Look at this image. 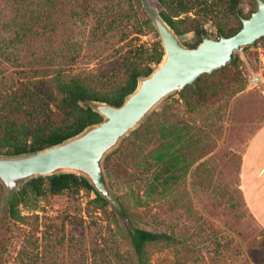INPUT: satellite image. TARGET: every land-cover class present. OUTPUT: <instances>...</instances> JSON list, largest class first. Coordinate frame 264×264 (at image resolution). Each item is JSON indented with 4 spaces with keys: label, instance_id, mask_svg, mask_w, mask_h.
Masks as SVG:
<instances>
[{
    "label": "trees",
    "instance_id": "trees-1",
    "mask_svg": "<svg viewBox=\"0 0 264 264\" xmlns=\"http://www.w3.org/2000/svg\"><path fill=\"white\" fill-rule=\"evenodd\" d=\"M156 1L161 7L160 16L177 35L195 33L197 41L192 47L208 34L206 24L211 23L219 35L231 37L242 28V18H250L258 9L257 0H252L257 9L247 15L240 7L242 0ZM141 10L142 0H0V156L37 153L81 134L103 121L91 107L92 102L120 107L136 90L140 78L153 73L164 57V49L153 21L143 19ZM80 26L88 28L91 61L100 59V63L74 74L73 69L82 58V45L74 43ZM150 35L154 37L151 42L140 43L141 37ZM239 61L237 56L230 66L203 75L195 88L188 86L179 92L183 115L207 120L211 128L221 121L230 100L248 86ZM169 120L147 123L116 152L118 162L125 164V150H130L135 162L130 177L120 181L118 169L110 168L108 157L107 175L113 188L120 181L132 189L144 169L158 181L160 172H166L169 166L187 169L192 165L187 163L185 150L195 139L188 122L185 118L182 122ZM146 136L153 147L148 151L144 146ZM200 166L195 177L198 186L204 187L210 174L202 172ZM170 179L173 177L163 176V183ZM81 191L95 194V209L113 219L120 242L127 241L132 249L123 250L119 240L104 238L96 243L90 256H82L83 264H150L149 248L179 243L167 232L133 226L123 202L121 211L86 178L61 173L28 180L9 200V216L30 229L18 263L56 261V253L54 257V252H46L49 242L58 247L63 241L57 226L50 227L53 235L46 223L32 224V216L24 215L23 210L32 209L48 196H76ZM240 194L244 200L242 191ZM227 202L234 207L231 201ZM41 224L45 230H40Z\"/></svg>",
    "mask_w": 264,
    "mask_h": 264
},
{
    "label": "rangeland",
    "instance_id": "rangeland-1",
    "mask_svg": "<svg viewBox=\"0 0 264 264\" xmlns=\"http://www.w3.org/2000/svg\"><path fill=\"white\" fill-rule=\"evenodd\" d=\"M142 2L141 17L153 21V13L161 11L160 5L156 0ZM240 7L246 15L257 9L252 0H242ZM194 13L196 10L191 14ZM204 29L208 33L206 35L215 38L220 36L211 23L206 24ZM178 38L188 48L197 41L193 32L178 35ZM153 39L152 35L143 36L140 43H149ZM263 39L254 45L243 47L237 53L236 58L239 57V67L248 79V86L230 100L221 121H217L216 125L213 123L212 128L207 120L185 117L182 105L178 104L179 92L174 93L157 105L104 158L106 174L107 159L110 157V168L118 169L117 173L122 181L134 173L135 162L127 149L126 162L120 164L116 152L134 138L135 131L142 129L147 123L153 125L171 122L169 118H172V123L182 122L185 118L191 129V137H195L185 146L187 163H192L187 169L169 166L166 172H160L158 181H155L152 173H145L144 169L138 174L140 179L133 182L132 189L120 181L113 188L108 177L116 204L114 206L122 211L120 203L125 204L133 226L150 231H164L179 240L177 245L149 248L150 264H264V223L252 212L245 199L243 186V162L247 148L251 139L264 126ZM88 41V28L80 26L74 43L82 45V58L75 65L74 74L93 69L100 63V59L91 61L92 52ZM218 129L220 130L217 131ZM149 139L146 136L144 140L146 151L153 148L148 144ZM160 141L161 139L158 140ZM199 165L202 172L210 174L204 187L198 186L195 177ZM163 176L173 179L169 183H163ZM26 182H21L18 190ZM8 197L0 180V264H20L17 259L30 229L9 216ZM95 197L94 193L86 191H81L76 196H48L34 204L32 209L23 210L24 215L32 216V224L36 221L46 223L53 235L54 230L50 227L57 226L60 237L63 238L58 247L53 245V241L49 242L46 252H54V257L57 256L58 259L46 264H83L82 256H90L96 243H101L104 238L119 240V232L113 219L95 209L92 203ZM108 210L110 212L112 208ZM40 230H45V225L41 224ZM38 236L42 234L39 233ZM120 243L123 250H132L127 241ZM43 250L40 247L39 252Z\"/></svg>",
    "mask_w": 264,
    "mask_h": 264
},
{
    "label": "water",
    "instance_id": "water-1",
    "mask_svg": "<svg viewBox=\"0 0 264 264\" xmlns=\"http://www.w3.org/2000/svg\"><path fill=\"white\" fill-rule=\"evenodd\" d=\"M250 18H242V28L231 37L204 35L196 47L181 44L175 31L159 13H153V25L159 35L164 57L150 76L139 80L136 90L120 107L92 102L91 107L103 117L99 124L81 134L43 151L18 157L0 156V180L9 200L21 182L39 176L73 173L86 178L96 190L116 205L103 167L107 153L147 115L171 94L186 87L195 88L203 75H212L233 64L243 47L264 38V1Z\"/></svg>",
    "mask_w": 264,
    "mask_h": 264
},
{
    "label": "crops",
    "instance_id": "crops-1",
    "mask_svg": "<svg viewBox=\"0 0 264 264\" xmlns=\"http://www.w3.org/2000/svg\"><path fill=\"white\" fill-rule=\"evenodd\" d=\"M244 196L264 223V126L251 139L243 162Z\"/></svg>",
    "mask_w": 264,
    "mask_h": 264
}]
</instances>
